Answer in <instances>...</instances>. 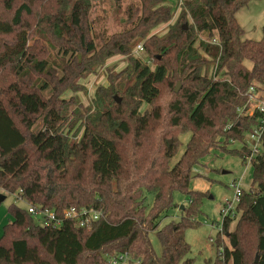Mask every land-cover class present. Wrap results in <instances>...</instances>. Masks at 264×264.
<instances>
[{
	"label": "trees",
	"instance_id": "trees-1",
	"mask_svg": "<svg viewBox=\"0 0 264 264\" xmlns=\"http://www.w3.org/2000/svg\"><path fill=\"white\" fill-rule=\"evenodd\" d=\"M167 1L141 0L137 18L138 9L129 7L133 26L98 48L89 36L90 0H0V187L26 203L8 207L13 220L0 236V264H103L105 253L125 252L136 264H193L185 231L199 224L208 193L191 190V174L213 149L244 162L250 153L231 144L255 123L238 109L253 82L264 83V25L260 40L244 38L236 14L250 0H184L169 31L148 37L172 18ZM200 35L220 44L201 40L205 56L195 45ZM146 37L143 50L153 67L129 55L128 66L97 88L93 110L62 97L78 88V76L115 54H130ZM211 66L229 80H213ZM78 121L84 131L77 140L71 132ZM188 131L185 151L172 164L179 135ZM252 165V187L236 205L240 216L233 229V217L223 223L230 246L205 264H264V152ZM176 191L188 204L179 220L159 227ZM147 193L154 194L149 208ZM29 204L54 210L61 224L43 225ZM69 207L103 216L80 226L63 217Z\"/></svg>",
	"mask_w": 264,
	"mask_h": 264
},
{
	"label": "rangeland",
	"instance_id": "rangeland-1",
	"mask_svg": "<svg viewBox=\"0 0 264 264\" xmlns=\"http://www.w3.org/2000/svg\"><path fill=\"white\" fill-rule=\"evenodd\" d=\"M91 9L89 11L88 19L90 25V37L94 39L98 48H100L105 39L111 37L112 34L122 32L126 29H130L133 25L127 22L128 9L134 7L138 9L135 18L140 16L142 11L141 0H90ZM168 3L172 4L173 16L164 23L154 27L148 37L150 36H162L169 31L170 26L175 23L178 17L181 15L183 4H180V0H168ZM184 2V0H183ZM133 11V10H131ZM240 25L244 28V38L260 40L263 36L264 25V0H250L249 3L242 7L236 14ZM189 21L191 18L189 17ZM147 37L136 44H144ZM208 42L210 39H204L203 36H199L195 45L200 47V41ZM219 42V40H218ZM219 45V44H218ZM133 47L130 54H115L98 65L94 72L86 75L78 76L76 84L78 88H68L62 93V97L70 98L75 97L78 101V105L83 108H89L93 110V97L98 87L108 86L110 73H116L126 68L130 62V56L141 57L153 67V60L148 59L144 50L138 52L137 47ZM144 49V48H143ZM200 52L201 50L200 47ZM55 54L56 50H52ZM130 55V56H129ZM206 56V55H205ZM248 66H250V63ZM209 76H212L213 80H229L226 76H223L217 71L216 66H211L209 69ZM180 83L182 87V81L176 80V86ZM254 86L257 92L261 95L264 94V83L254 81ZM149 105L142 107V111L149 108ZM39 125L34 126V130H37ZM67 132L68 127L65 129ZM78 131V132H77ZM84 131L81 121H78L73 127L71 137L73 139H79ZM192 135L191 131L182 133L179 135L181 146L178 153L172 160V164H175L185 151L186 145ZM223 140V138H220ZM242 144L238 140H233L232 147H240ZM193 171L196 174L191 178L190 188L191 190H198L207 192L206 196L202 199L201 212L197 215L196 220L199 224L193 227H189L185 231V237L190 245L189 257H192L193 264H205L206 260L214 259L216 254L220 253V248H225L226 245L230 246V238L226 235L222 228V216L220 211L223 203L226 199H234V187L233 181H240L243 189H251V183L253 178V165L252 163H246L241 157L226 154L219 149H213L212 152L204 157L199 164L195 165ZM5 194L6 198L0 204V235L3 232V226L9 221L13 220L11 213L8 211V207L11 204H17L19 206L26 205L25 200L18 198L16 193H7L0 187V194ZM174 206L165 211L158 219L159 227L167 224L172 220H179L182 216V205L188 204V199L185 194L180 191L174 192L173 195ZM154 201V194L147 193L146 204L149 208ZM236 210V208H235ZM240 214L236 213L231 225V229L234 228ZM219 221L216 224V221ZM221 230V231H220ZM220 232V234H219ZM151 242L158 254L162 253V241L157 234V230L150 232ZM105 263L115 254L105 253ZM118 255V254H117ZM220 255V254H219ZM137 259L126 261L122 264H136Z\"/></svg>",
	"mask_w": 264,
	"mask_h": 264
},
{
	"label": "built area",
	"instance_id": "built-area-1",
	"mask_svg": "<svg viewBox=\"0 0 264 264\" xmlns=\"http://www.w3.org/2000/svg\"><path fill=\"white\" fill-rule=\"evenodd\" d=\"M180 4H183V0H180ZM208 42L212 44H220L217 37H213ZM136 47L138 52L142 51L144 48L142 43L138 44ZM257 90L258 89H256L254 84H252L246 92L247 102L238 109L241 114L255 117V123L252 125L251 129L245 133L244 139L241 141V144L245 145L250 151V153L245 156L246 163H252V160L256 155L264 152V94H259ZM232 186L234 187V199H226L220 211L222 216V228L227 217H235L237 213L235 208L243 191L240 181H233ZM28 211L38 216L39 221L43 225L59 226L62 222V218H58L54 213V210H42L29 204ZM102 216L103 212L101 210L92 208H82L77 210L74 207H69L63 212L64 218L75 219L80 226H88L92 221L97 220ZM218 223L219 221L217 220L216 224ZM219 254L220 257L224 256V248H220ZM126 261H132V258L127 252L113 256L108 261V264H122Z\"/></svg>",
	"mask_w": 264,
	"mask_h": 264
},
{
	"label": "water",
	"instance_id": "water-1",
	"mask_svg": "<svg viewBox=\"0 0 264 264\" xmlns=\"http://www.w3.org/2000/svg\"><path fill=\"white\" fill-rule=\"evenodd\" d=\"M176 91H178L179 89H180V83H178L177 84V86H176ZM120 100V99H119ZM196 174V172H192V174H191V176L193 177L194 175ZM6 198V195L5 194H0V203L2 202V201H4V199ZM184 206L182 205V207L181 208H183ZM233 245H235V242H233ZM259 261V255H257V257H256V259H255V262H258Z\"/></svg>",
	"mask_w": 264,
	"mask_h": 264
},
{
	"label": "crops",
	"instance_id": "crops-1",
	"mask_svg": "<svg viewBox=\"0 0 264 264\" xmlns=\"http://www.w3.org/2000/svg\"><path fill=\"white\" fill-rule=\"evenodd\" d=\"M1 236V235H0Z\"/></svg>",
	"mask_w": 264,
	"mask_h": 264
}]
</instances>
